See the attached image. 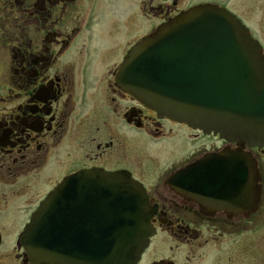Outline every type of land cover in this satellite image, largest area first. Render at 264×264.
<instances>
[{
    "label": "flooded vegetation",
    "instance_id": "obj_1",
    "mask_svg": "<svg viewBox=\"0 0 264 264\" xmlns=\"http://www.w3.org/2000/svg\"><path fill=\"white\" fill-rule=\"evenodd\" d=\"M102 1L0 0V187L29 180L30 188L46 191L39 205L69 177L87 190L108 186L109 175L127 172L156 207L151 216L156 231L138 264H216L222 245L226 264H252V253L264 251V148L160 116L126 90L120 71L140 32L105 40H119L118 48L90 49L94 32L103 28ZM141 1L135 0L139 14ZM228 1L200 3L227 8L263 44ZM181 11L171 13L169 7L157 25ZM107 17L112 28L131 22L122 9ZM144 17L151 28L155 22ZM102 52L109 63H102ZM87 58L94 67L85 83ZM235 151L258 165L256 197L246 190L252 186L246 173L240 177L248 182L236 189V167L230 165ZM21 234L17 263L33 264L19 244ZM0 236V264H7L1 229Z\"/></svg>",
    "mask_w": 264,
    "mask_h": 264
},
{
    "label": "water",
    "instance_id": "obj_2",
    "mask_svg": "<svg viewBox=\"0 0 264 264\" xmlns=\"http://www.w3.org/2000/svg\"><path fill=\"white\" fill-rule=\"evenodd\" d=\"M120 78L161 116L264 147L263 48L226 9L200 5L172 18L131 49ZM230 159L237 191L251 181L246 190L256 197V162L251 166L240 151ZM75 177L52 191L26 225L20 244L29 260L137 264L155 233V209L145 188L127 173L109 175L108 186L87 190L77 188Z\"/></svg>",
    "mask_w": 264,
    "mask_h": 264
},
{
    "label": "rangeland",
    "instance_id": "obj_3",
    "mask_svg": "<svg viewBox=\"0 0 264 264\" xmlns=\"http://www.w3.org/2000/svg\"><path fill=\"white\" fill-rule=\"evenodd\" d=\"M143 1L145 0L140 2V14L137 12L135 0H114L113 4L111 5H108V0L102 1V5L99 7V11L101 12H98V14L102 23L101 25L104 29L99 28L98 31L94 32L96 38L94 39V35L92 36V44L90 45V49L93 45L96 47V49L99 48L101 50H110L113 48H118V46H122L119 40L116 42L109 40L112 43H104L105 40H107L112 34H114V37H121L126 33L133 34L134 32L139 31L140 39L150 35V33L155 30V28L152 30L151 28L166 19L169 7L171 8V13H175L176 10H186L188 7L194 4L196 5L200 2H216V0H176L177 5H175V0H151V2L150 0H146L145 4ZM228 3L235 10L240 12L239 14L243 17L244 21H246L251 26L253 25L255 33L259 34L258 36H261V39L264 42V0H229ZM147 5L155 6V8L152 9V12L150 6ZM121 9L124 11L126 20L131 15V22L121 23L120 25L112 28L109 26V19L107 16H109V12L111 10H115V13L118 14ZM113 14L114 11L111 13V15ZM143 14L152 18V20L155 22L151 28ZM114 20H116L115 17ZM156 27L158 28L159 26L157 25ZM103 39L104 41L102 43ZM90 56L91 55H88L87 57ZM101 56L102 63L105 64L111 61L110 56H104V52L101 53ZM87 60L88 61L85 65L87 71L85 73V78H82L85 83H88L92 80V68L94 67V61L88 58ZM61 162H65V160L61 158ZM262 168L264 173V158ZM28 181L20 179L19 183L17 182L16 184L7 185V187H0V229L4 239V246L1 250V254L4 253L6 257L4 261H6L5 263L7 264H18L17 256H19V253L22 254V251L16 250V245L18 235L21 233L27 223V221H24V216L29 214L31 210L38 206L37 202L39 198L46 192L44 190L30 188ZM33 181L35 182L36 180ZM5 199H7V204L5 203ZM18 216H22V218L17 219ZM224 246L225 245L221 246V250H217L220 252V254L218 256L216 254V264H226L223 257V254L226 252ZM252 264H264V251L256 249L254 253H252Z\"/></svg>",
    "mask_w": 264,
    "mask_h": 264
}]
</instances>
